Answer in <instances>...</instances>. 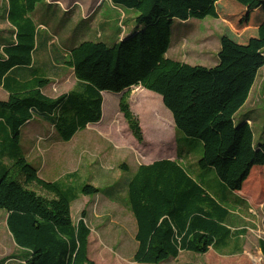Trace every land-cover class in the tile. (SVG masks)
I'll list each match as a JSON object with an SVG mask.
<instances>
[{"label":"trees","instance_id":"obj_1","mask_svg":"<svg viewBox=\"0 0 264 264\" xmlns=\"http://www.w3.org/2000/svg\"><path fill=\"white\" fill-rule=\"evenodd\" d=\"M43 1L47 0H7V22L17 32L16 43L5 44L0 78L14 67L32 62L37 45L26 29V17ZM112 2L138 12L135 30L113 46L86 41L73 49L66 63L77 80L72 92L52 99L42 92L47 81L39 80L34 87L10 94L8 102H0L1 118L8 119L12 134L11 147L19 149L21 128L35 117L48 119L68 142L78 131L101 121L103 92L120 94L142 86L162 97L177 132L203 142L201 167L213 168L231 190L248 200L258 191L263 202L264 143L255 144L251 127L245 121L236 123L235 114L264 65V0ZM209 16L225 21L218 64L191 66L168 58L174 21ZM127 98L125 93L120 110L135 137L143 141ZM6 153V147L0 146V155ZM8 156L14 163L0 178V210L7 213V228L26 253V264H93L87 259L90 230L84 219L74 225L69 197L58 184L40 179L21 152ZM255 182L258 187H253ZM33 184L53 198L31 190ZM98 192L89 185L82 188L86 195ZM128 202L137 222L136 263L161 264L183 252L207 254L227 232L223 218L228 211L176 162L163 160L141 167L128 185ZM260 246L264 255V241Z\"/></svg>","mask_w":264,"mask_h":264},{"label":"rangeland","instance_id":"obj_2","mask_svg":"<svg viewBox=\"0 0 264 264\" xmlns=\"http://www.w3.org/2000/svg\"><path fill=\"white\" fill-rule=\"evenodd\" d=\"M9 11L7 0H0V55L3 53L2 42L8 44L16 38L17 29L7 22ZM13 14L16 19L19 18L17 10L13 9ZM138 15L137 11L115 5L112 0H47L27 13L26 29L32 32L36 45L53 41V46H49L50 52L41 46L38 58L55 56L59 59L68 50L86 41L113 46L135 30ZM224 25V20L210 16L188 21L175 20L167 57L191 66H216ZM70 74L64 81H60L61 75L42 79L47 81L42 87L48 94L46 96L57 99L66 94L75 83V74ZM132 87L135 88L127 95ZM132 87L120 94L108 92L113 96L105 98L106 119L100 121L103 127H95L100 122L91 123L90 128L75 134L78 135L74 136L73 142L74 137L64 141L57 127L48 119H43L50 124L43 123L46 129L34 131L33 126L36 127L40 119H31V126L19 133V149L11 147L9 138L0 142L8 151L6 155H0V178L4 170L14 163L8 154L21 152L30 165L42 167L40 171L34 167L40 179L58 184L69 197L74 225L77 227L78 222L84 219L90 230L87 243L89 262L140 264L134 261L138 247L135 239L137 222L128 202V185L141 167L163 161L147 164L149 161L145 154L149 151H175L176 146L174 160L167 161L176 162L202 191L228 211L223 218L227 232L207 254L183 252L161 264H264L260 246V242L264 241V201H260V193L254 191L248 200L231 190L213 168L201 167L203 142L176 131L172 113L165 107L163 99L153 96L142 86ZM125 93L143 141L135 137L120 106L121 118L116 119L115 116L111 119L113 109L117 110L118 99H122ZM0 99L4 100L1 96ZM235 120L236 123L247 122L253 131L255 144L264 143V65L258 70L249 96L235 114ZM5 121L8 123V119ZM50 130L60 138L59 145L45 144V134ZM88 185L99 192L83 194L82 188ZM258 185L255 182L253 187ZM248 187L251 185L248 184ZM29 188L47 199L53 198L35 184ZM209 209L221 215L218 209ZM6 216L7 213L0 210V264H26V253L17 247L7 228Z\"/></svg>","mask_w":264,"mask_h":264},{"label":"crops","instance_id":"obj_3","mask_svg":"<svg viewBox=\"0 0 264 264\" xmlns=\"http://www.w3.org/2000/svg\"><path fill=\"white\" fill-rule=\"evenodd\" d=\"M8 15V14H7ZM14 39V38H12ZM53 41L51 40H47L45 42L42 43H38V45L36 46V49L34 51V53L32 54V62L29 65L26 66H17L14 67L8 74H6L5 76L0 78V96L3 99H0V101H7L10 97V94L12 93H16V92H20V91H24L25 88H29V87H34L35 85H37L39 80L42 79H48V77H56L57 75H61L59 78L61 79L60 81H64L68 75H74V70L73 68H70L66 63L70 60L71 57V52L72 50H68L67 54H65L64 57L60 56L59 59L55 56H53L52 58L50 57H46L44 56V58L41 56V58L37 57V54L40 52V48L41 46L44 47V49L47 50V52H50L49 50V46H53ZM16 43V41L11 40V42L8 43V45H14ZM3 46L1 47V55H0V63H2L3 61H5L6 56H5V48L8 47V45H5L6 42H2ZM77 48V47H76ZM64 58V60H63ZM59 60V61H58ZM73 77H70V79H72ZM74 82L72 85V88L69 89L67 91V93L72 92L74 89H76L77 87V80L74 77ZM135 88L132 87L127 95H129V93L131 92V90ZM45 89V88H44ZM44 89L42 90V92L45 95L46 94V90L44 91ZM72 90V91H70ZM66 93V94H67ZM153 96H157L159 98L162 99L161 96L150 92ZM65 94V93H64ZM103 97H104V102H103V118L102 119H106L105 117V98L108 95L109 97L113 96L111 94H109L108 92H103ZM115 96V95H114ZM118 97V96H117ZM54 98V97H53ZM119 98V97H118ZM120 101L121 99H118L117 101V110L115 111V109H113V113L114 116L111 119H120L122 114L120 113L119 110V106H120ZM0 116H1V111H0ZM37 119H40L39 124L34 127V131H39L41 132L42 129H46V127L44 126V124H49L48 122L44 121L43 119H46L45 117H35ZM123 118V117H122ZM6 119H1L0 118V142L4 139L7 140L8 138L10 139L11 136V130H10V126L8 125V123L5 121ZM31 121L27 122L22 128H21V132L23 131L24 128H26L27 126H31ZM44 123V124H43ZM50 125V124H49ZM92 125H88L87 129L90 128ZM52 128H54L53 126H51ZM95 127L101 128L103 127V123H98L97 125H95ZM86 129V130H87ZM4 133V135L2 136L1 134ZM80 132H78L79 134ZM77 134V135H78ZM45 144H50V143H55L56 145H59L60 143V138L58 137V135H56L55 133H51L50 132L45 134ZM76 135V136H77ZM24 135H21V137ZM75 136V137H76ZM75 137L72 139L71 142H73V140L75 139ZM51 145V144H50ZM1 146V143H0ZM23 148V146H21ZM20 147V148H21ZM3 148H5L3 146ZM175 151H170V149L167 151V153L161 152V153H155L154 151H149V153L145 154L144 157L149 161V163H153L159 160H174L175 158V154H176V146L174 148ZM151 160H150V159ZM36 169H38L39 171L42 170L41 166H38L35 164L34 166ZM250 204V203H249ZM254 214V213H253ZM6 220H7V216H6ZM7 224V222H6Z\"/></svg>","mask_w":264,"mask_h":264}]
</instances>
